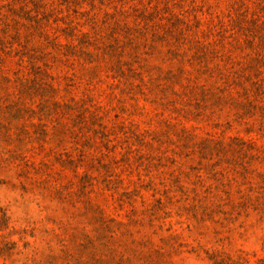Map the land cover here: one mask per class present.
Instances as JSON below:
<instances>
[{
  "label": "rangeland",
  "instance_id": "obj_1",
  "mask_svg": "<svg viewBox=\"0 0 264 264\" xmlns=\"http://www.w3.org/2000/svg\"><path fill=\"white\" fill-rule=\"evenodd\" d=\"M0 264H264V0H0Z\"/></svg>",
  "mask_w": 264,
  "mask_h": 264
}]
</instances>
